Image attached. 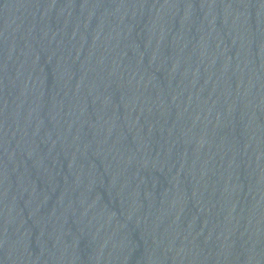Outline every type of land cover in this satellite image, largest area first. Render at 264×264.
I'll use <instances>...</instances> for the list:
<instances>
[{"label": "water", "instance_id": "water-1", "mask_svg": "<svg viewBox=\"0 0 264 264\" xmlns=\"http://www.w3.org/2000/svg\"><path fill=\"white\" fill-rule=\"evenodd\" d=\"M0 264H264V0H0Z\"/></svg>", "mask_w": 264, "mask_h": 264}]
</instances>
